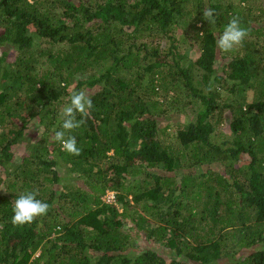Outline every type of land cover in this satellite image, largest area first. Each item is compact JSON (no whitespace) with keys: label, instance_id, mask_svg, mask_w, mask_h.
<instances>
[{"label":"trees","instance_id":"trees-1","mask_svg":"<svg viewBox=\"0 0 264 264\" xmlns=\"http://www.w3.org/2000/svg\"><path fill=\"white\" fill-rule=\"evenodd\" d=\"M255 11L234 0H0V264H264ZM233 16L249 35L223 53ZM81 89L94 107L68 133L76 156L54 133ZM187 96L201 110L171 138L161 123ZM27 192L49 210L13 226Z\"/></svg>","mask_w":264,"mask_h":264},{"label":"clouds","instance_id":"clouds-1","mask_svg":"<svg viewBox=\"0 0 264 264\" xmlns=\"http://www.w3.org/2000/svg\"><path fill=\"white\" fill-rule=\"evenodd\" d=\"M203 19L210 25L216 23V15L211 8L203 11ZM248 35L249 31L242 26L239 16H233L225 25L216 44L223 53H231L243 45ZM93 107L91 97L83 89L71 92L68 103L62 108V123L59 130L54 133V140L61 145L63 151L71 155H80L81 149L77 146L76 137L68 133L85 124ZM49 207L48 203L37 199L35 192L22 194L14 201L11 223L17 227L31 224L37 217L45 216Z\"/></svg>","mask_w":264,"mask_h":264},{"label":"rangeland","instance_id":"rangeland-1","mask_svg":"<svg viewBox=\"0 0 264 264\" xmlns=\"http://www.w3.org/2000/svg\"><path fill=\"white\" fill-rule=\"evenodd\" d=\"M226 1V0H225ZM237 3V7H240L241 11H246L243 12L244 14H247V11L250 10V8L252 9V7L254 6H263L264 7V0H247L244 2H240V0H234ZM243 3V4H242ZM245 8H249L244 10ZM261 9V8H260ZM257 16H260L259 19H263V11H255L254 12ZM201 25H198V27H200ZM15 59V52H12L11 56H10V60ZM189 90V89H188ZM225 100V95H223V98H219L217 99L218 103L223 104ZM194 99L192 98V96H187L185 99H182V102L180 104H177L178 108L176 109V112L178 111V114L180 113L181 116L177 117L174 116L173 113L171 111H167L166 114V122L164 121L163 123H161L160 128L166 129L165 132L167 135H170L171 138L174 135V131L176 130V125H181L183 128L185 126V122H194L197 120V116L199 114V111L201 110L200 106H198L197 104L193 103ZM172 103H175V99L173 98L172 101L169 100L168 103H166V109H171L172 107ZM222 119H223V115H222ZM163 133V132H162ZM219 136V135H218ZM222 139V138H221ZM115 198H114V196ZM101 200L103 203H107V204H115L118 207V203L116 200V194L112 193V192H106L105 194H103L101 196ZM122 210V209H120ZM152 242H150V246H151ZM145 246H149V244H145ZM184 262V261H183Z\"/></svg>","mask_w":264,"mask_h":264},{"label":"built area","instance_id":"built-area-1","mask_svg":"<svg viewBox=\"0 0 264 264\" xmlns=\"http://www.w3.org/2000/svg\"><path fill=\"white\" fill-rule=\"evenodd\" d=\"M113 196H114V194H113ZM114 198H115V196H114Z\"/></svg>","mask_w":264,"mask_h":264}]
</instances>
